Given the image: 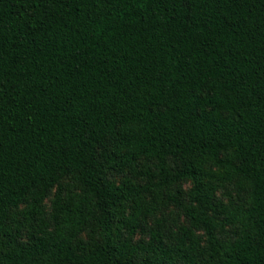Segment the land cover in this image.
<instances>
[{"label":"trees","instance_id":"16d2710c","mask_svg":"<svg viewBox=\"0 0 264 264\" xmlns=\"http://www.w3.org/2000/svg\"><path fill=\"white\" fill-rule=\"evenodd\" d=\"M0 264H264V0H0Z\"/></svg>","mask_w":264,"mask_h":264},{"label":"rangeland","instance_id":"374dc122","mask_svg":"<svg viewBox=\"0 0 264 264\" xmlns=\"http://www.w3.org/2000/svg\"><path fill=\"white\" fill-rule=\"evenodd\" d=\"M169 163L174 167V162L173 160H169ZM133 178V176H131V174H129V172H124V173H118V172H113L111 174V178L113 180H115L116 182H120L121 180H123L124 178ZM145 180L142 179H138L137 182H144ZM61 184L64 188V190H70V189H74V184L75 182L69 178V177H65L62 181ZM192 183L190 181H181L179 183H177L176 185H174L172 187L174 192L177 191H181L182 192V198L185 202H188L189 199V192L192 189ZM56 187L52 190L51 195L49 197V199H47L46 201V206L47 209L50 210L51 209V201L54 197L55 191H56ZM229 195H231L233 198L237 197V193H236V186L235 183L229 184L227 186V188L225 190L219 191L217 194V198L218 200L227 203L228 202V198ZM156 218H163L164 220V225L165 228L164 230L167 232V234H170L171 232H175L177 231V229L180 226L183 225H187L188 224V220L185 216V214L183 213V211L174 206V205H170L169 207L166 208H162L161 210H159L156 213ZM155 223V218L152 217H148V219L146 220L144 229L142 231H139L135 237H134V242H139V241H146L149 238V230L151 228H153ZM84 238L87 237V233L84 234L83 236Z\"/></svg>","mask_w":264,"mask_h":264}]
</instances>
